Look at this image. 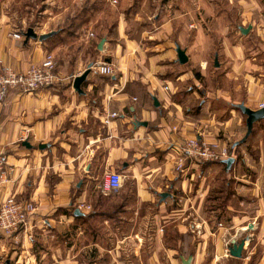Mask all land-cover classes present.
I'll use <instances>...</instances> for the list:
<instances>
[{
  "label": "crops",
  "instance_id": "crops-1",
  "mask_svg": "<svg viewBox=\"0 0 264 264\" xmlns=\"http://www.w3.org/2000/svg\"><path fill=\"white\" fill-rule=\"evenodd\" d=\"M193 4L182 2L183 10L175 8L153 30L138 26V19L119 21L102 38L97 61L87 64L81 54L71 57L67 45L57 46L52 39L24 44V38L13 40L12 30L0 28V68L24 72L39 65L45 54L56 63L51 87L31 94L10 90L0 101V151L9 168L0 203L15 197L35 207L25 230L10 239L0 236V264H70L67 252L75 245L65 240L70 233L92 235L87 222L112 220L119 192L102 188L109 170L122 169L125 213L131 217L146 216L155 202V216L171 223L199 215L209 191L207 178L223 167L188 159L181 148L193 137L218 145L233 140L231 146L243 138L246 117L235 106L257 110L253 104L264 99V0L243 5L255 17L249 37L259 34L251 59L243 40L231 42L234 36L227 28L210 34L192 24ZM176 46L187 57L183 65ZM211 56L217 60L212 72ZM96 63L112 64L114 75H99ZM89 65L78 95L73 81ZM243 165L253 168L254 175L241 172ZM231 171L241 184L238 207L226 208L229 226L211 230L198 221L189 248H168L166 264H184L188 258L189 264H264V195L258 194L264 162L234 159ZM231 171L223 173L230 176ZM242 189L252 191L247 196L254 199L240 194ZM252 204L251 211L244 209ZM178 232L186 231L178 226ZM137 234L131 231L118 245L138 241ZM233 240H245L240 259L229 256ZM91 246L99 247L97 242Z\"/></svg>",
  "mask_w": 264,
  "mask_h": 264
},
{
  "label": "rangeland",
  "instance_id": "rangeland-1",
  "mask_svg": "<svg viewBox=\"0 0 264 264\" xmlns=\"http://www.w3.org/2000/svg\"><path fill=\"white\" fill-rule=\"evenodd\" d=\"M178 1L181 2L180 6L176 0H0V28L12 30L10 34L14 32L23 34L29 28L33 29L37 35L55 32L47 40L52 39L57 46L67 45L71 49V57L77 59L81 54L80 59L87 64L89 61L93 63L97 61L101 50H96L95 46L104 36H108L117 28L119 21L129 22L138 19L136 21L138 26H148L153 30L158 20L171 17L172 10L175 8L182 9V2L189 4L192 2L196 5L192 24L194 23L201 27L202 31L210 34L219 33L227 28L228 34L234 36L231 37V42L236 43V40H243L245 55L249 59L256 53L259 34L254 33L253 39L249 37L255 25V17L243 8L244 3L250 0ZM257 2L263 3V0H257ZM262 12H264V6ZM239 27L249 28L248 33L243 35ZM255 32L259 31L256 29ZM89 33H92L93 37H88ZM213 60L211 56L208 64L210 72L217 67L213 66ZM261 60L264 62V58L261 57ZM253 105L255 106L254 108L251 106L253 109L261 108L264 105V99ZM237 111L240 112L238 109ZM232 142L233 140H228L221 142V145L210 144L218 149L227 150V153L232 154L239 163L243 160L252 163L261 160L264 162V120L254 124L251 135L239 147L231 146ZM208 164L217 165L218 163ZM120 169L118 172L121 174L122 169ZM253 170V168L244 166L241 172L249 171L253 174ZM229 175H225L222 170L216 173L210 172V177L206 181L209 191L199 215L182 216L174 223H171L170 219L155 216L156 202L150 206L146 216L131 217L130 214H126L124 190L121 187L118 190L113 215L110 210L112 220L109 224L103 223L102 220H95L96 224L85 222L90 230H94L92 235L78 236L71 232V236L65 239L67 242L75 243L73 249L67 252L70 256L69 263L166 264L168 248H175L178 245L181 249L189 248L193 236L191 230H195L198 221H200L199 224L204 221L203 223L207 224L211 230H216L220 224L224 227L229 226L231 213L226 211V208L227 206L238 207L235 201L238 197V186L241 184L233 178L232 171ZM226 183H229V188L225 187ZM243 185L247 188L252 187L245 183ZM246 189H242L239 193L248 198L247 195L253 192L246 191ZM259 189L258 194L264 195V180ZM250 198L254 199L251 196L248 199ZM253 206L252 204L244 209L251 211ZM130 219L133 221L131 222ZM178 226L186 232L179 233ZM131 231L141 234V238L138 241L132 240L127 245H118L117 242L123 241ZM91 242H97L99 247L91 246Z\"/></svg>",
  "mask_w": 264,
  "mask_h": 264
},
{
  "label": "built area",
  "instance_id": "built-area-1",
  "mask_svg": "<svg viewBox=\"0 0 264 264\" xmlns=\"http://www.w3.org/2000/svg\"><path fill=\"white\" fill-rule=\"evenodd\" d=\"M13 40H21L22 33L14 32L9 35ZM88 37H93L92 33ZM56 63L53 55L45 54L43 61L37 66H30L24 72H15L7 67L0 68V101H3L10 90H18L22 94H31L51 87L56 81ZM93 69L102 76L111 77L115 73L112 64L101 63ZM264 105L261 106V108ZM115 117L116 114H111ZM173 130L175 128L173 127ZM181 150L186 158L202 163L219 162L234 158L225 149H218L203 138H190L183 142ZM182 164L179 162L177 170ZM9 168L4 153L0 151V186L7 181ZM122 186V176L117 171H107L103 176L102 188L106 191H118ZM35 214L32 202L17 200L9 197L0 203V236L5 239L13 238L20 230H25Z\"/></svg>",
  "mask_w": 264,
  "mask_h": 264
},
{
  "label": "water",
  "instance_id": "water-1",
  "mask_svg": "<svg viewBox=\"0 0 264 264\" xmlns=\"http://www.w3.org/2000/svg\"><path fill=\"white\" fill-rule=\"evenodd\" d=\"M248 31H249V29L240 28V32L242 34H247ZM54 33L55 32H50L48 34L37 35L33 29L29 28L26 30L25 33H23L24 44H26L29 40H37L39 42H43V41L49 39L50 37H52L54 35ZM104 41L105 40L102 39L98 43L97 50H99V51L102 50V46H103ZM176 54H177V61L179 64L183 65L187 62V57L185 56V52L183 50H181L179 48V46H176ZM214 65L217 66V60L216 59L214 60ZM91 69H92V65H89L87 67V69L80 76H78L74 79L72 87L78 95L83 94V92L81 90V85L86 80ZM235 107L246 117V119H245L246 132H245L243 138L235 144V146H239V145L243 144L249 138V136L252 133L254 124L261 121V120H264V107L259 108L258 110H251V109L245 107L243 104H238ZM139 125H145V124L139 123ZM23 145L26 147H29V144L26 141L23 142ZM40 147L44 148L45 146H40ZM233 162H234V159L229 158V159L224 160L223 164H225L227 169H229L232 166ZM165 195L166 194H162V197H165ZM231 243H232V246L229 249V256H231L233 258L240 259L242 249H243L244 244H245V240H241L240 242H236L235 240H233ZM190 260H191V258H188L184 262V264H189Z\"/></svg>",
  "mask_w": 264,
  "mask_h": 264
},
{
  "label": "trees",
  "instance_id": "trees-1",
  "mask_svg": "<svg viewBox=\"0 0 264 264\" xmlns=\"http://www.w3.org/2000/svg\"><path fill=\"white\" fill-rule=\"evenodd\" d=\"M234 147L236 148V146H234ZM217 163L220 164V165H222V167H223L222 171H225V170L227 169L226 165L223 164V161H219V162H217ZM231 168H232V166H231L228 170L231 171ZM225 187H226V188H229V183H226V184H225Z\"/></svg>",
  "mask_w": 264,
  "mask_h": 264
}]
</instances>
